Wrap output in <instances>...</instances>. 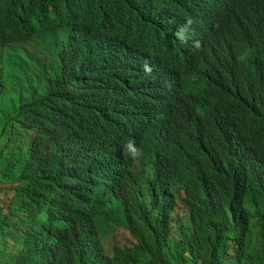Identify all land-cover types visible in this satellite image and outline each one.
<instances>
[{
  "label": "trees",
  "instance_id": "16d2710c",
  "mask_svg": "<svg viewBox=\"0 0 264 264\" xmlns=\"http://www.w3.org/2000/svg\"><path fill=\"white\" fill-rule=\"evenodd\" d=\"M0 264H264V0H0Z\"/></svg>",
  "mask_w": 264,
  "mask_h": 264
},
{
  "label": "rangeland",
  "instance_id": "374dc122",
  "mask_svg": "<svg viewBox=\"0 0 264 264\" xmlns=\"http://www.w3.org/2000/svg\"><path fill=\"white\" fill-rule=\"evenodd\" d=\"M45 150V144H43V149L42 152ZM184 209L183 207L179 206L177 209V214L181 215L183 213ZM131 238L129 236V234L123 229V228H119L115 231L114 233V241L117 245L119 246H124L129 244Z\"/></svg>",
  "mask_w": 264,
  "mask_h": 264
},
{
  "label": "clouds",
  "instance_id": "9594fccd",
  "mask_svg": "<svg viewBox=\"0 0 264 264\" xmlns=\"http://www.w3.org/2000/svg\"><path fill=\"white\" fill-rule=\"evenodd\" d=\"M133 59L131 61V63H129L128 65V68H132L133 67ZM126 148L129 152V154L133 157V158H136V157H139L140 155H142V149L140 148H137L135 145H134V142L132 141H129L126 145Z\"/></svg>",
  "mask_w": 264,
  "mask_h": 264
}]
</instances>
